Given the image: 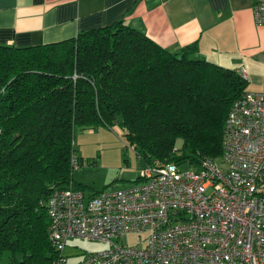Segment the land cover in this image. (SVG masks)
<instances>
[{"label": "trees", "instance_id": "16d2710c", "mask_svg": "<svg viewBox=\"0 0 264 264\" xmlns=\"http://www.w3.org/2000/svg\"><path fill=\"white\" fill-rule=\"evenodd\" d=\"M195 52L166 51L121 22L0 45V264H51L44 201L51 187L80 190L69 168L75 129L117 127L146 164L195 169L219 158L244 81Z\"/></svg>", "mask_w": 264, "mask_h": 264}, {"label": "built area", "instance_id": "2783aa9c", "mask_svg": "<svg viewBox=\"0 0 264 264\" xmlns=\"http://www.w3.org/2000/svg\"><path fill=\"white\" fill-rule=\"evenodd\" d=\"M252 15L264 28V0H254ZM219 158L220 165L204 158L181 170L142 163L141 183L87 198L71 182L51 187L44 201L51 264H68L64 250L74 238L108 245L74 264H264V93L244 91L231 104ZM80 163L70 156L71 173ZM127 234L141 246L123 243Z\"/></svg>", "mask_w": 264, "mask_h": 264}, {"label": "crops", "instance_id": "0c3cea01", "mask_svg": "<svg viewBox=\"0 0 264 264\" xmlns=\"http://www.w3.org/2000/svg\"><path fill=\"white\" fill-rule=\"evenodd\" d=\"M253 4L254 0H0V45L56 43L121 22L171 53L193 44L197 59L234 72L242 69L244 91L264 93V28L254 23Z\"/></svg>", "mask_w": 264, "mask_h": 264}, {"label": "rangeland", "instance_id": "374dc122", "mask_svg": "<svg viewBox=\"0 0 264 264\" xmlns=\"http://www.w3.org/2000/svg\"><path fill=\"white\" fill-rule=\"evenodd\" d=\"M180 140L175 141L174 149H179ZM74 156L81 160L79 168L72 172L73 182L84 198L102 191H119L141 183L138 180L139 168L133 149L128 146L122 132L117 127H93L90 130L75 129L72 137ZM220 165V158H216ZM129 247H140L137 237L127 234L122 238ZM106 243L91 241L86 238H74L66 242L65 256L68 264H74L89 253L103 251Z\"/></svg>", "mask_w": 264, "mask_h": 264}]
</instances>
